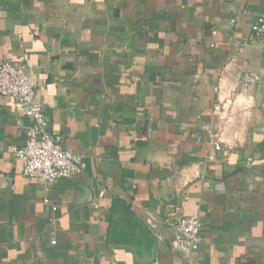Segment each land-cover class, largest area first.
<instances>
[{"label": "crops", "instance_id": "0c3cea01", "mask_svg": "<svg viewBox=\"0 0 264 264\" xmlns=\"http://www.w3.org/2000/svg\"><path fill=\"white\" fill-rule=\"evenodd\" d=\"M263 12L0 0V57L35 76L46 128L85 163L51 183L24 176L14 150L33 121L0 95V264H264ZM245 71L258 81L242 86ZM183 215L203 224L191 255L174 240Z\"/></svg>", "mask_w": 264, "mask_h": 264}, {"label": "built area", "instance_id": "2783aa9c", "mask_svg": "<svg viewBox=\"0 0 264 264\" xmlns=\"http://www.w3.org/2000/svg\"><path fill=\"white\" fill-rule=\"evenodd\" d=\"M256 38H264V12L259 14L251 25ZM22 62H13L0 57V95L14 99L20 111L33 121L27 130L22 146L14 150L15 155L22 160L21 173L29 178L51 183L58 178L82 173L85 163L79 153L63 147L59 136L46 128L44 107L36 98L37 81L34 75L25 70ZM259 76L251 71H245L239 77L242 86H248L258 81ZM209 137L215 149H220L215 132ZM103 192L98 194L101 198ZM174 240L186 254H194L202 242L203 224L194 215H183L174 223ZM52 243L56 240L52 239Z\"/></svg>", "mask_w": 264, "mask_h": 264}]
</instances>
